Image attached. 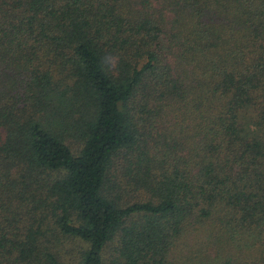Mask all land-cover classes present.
<instances>
[{"label":"trees","instance_id":"trees-1","mask_svg":"<svg viewBox=\"0 0 264 264\" xmlns=\"http://www.w3.org/2000/svg\"><path fill=\"white\" fill-rule=\"evenodd\" d=\"M0 264H264V0H0Z\"/></svg>","mask_w":264,"mask_h":264}]
</instances>
